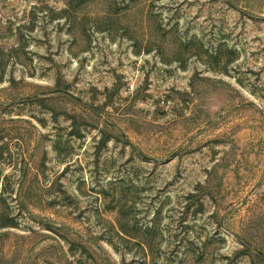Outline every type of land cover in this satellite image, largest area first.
I'll return each instance as SVG.
<instances>
[{
	"label": "rangeland",
	"instance_id": "374dc122",
	"mask_svg": "<svg viewBox=\"0 0 264 264\" xmlns=\"http://www.w3.org/2000/svg\"><path fill=\"white\" fill-rule=\"evenodd\" d=\"M0 264H264V0H0Z\"/></svg>",
	"mask_w": 264,
	"mask_h": 264
}]
</instances>
